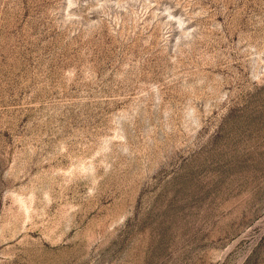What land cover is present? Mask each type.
<instances>
[{"label": "rangeland", "instance_id": "1", "mask_svg": "<svg viewBox=\"0 0 264 264\" xmlns=\"http://www.w3.org/2000/svg\"><path fill=\"white\" fill-rule=\"evenodd\" d=\"M0 264H264V0H0Z\"/></svg>", "mask_w": 264, "mask_h": 264}]
</instances>
